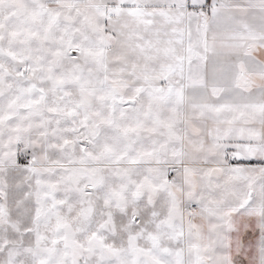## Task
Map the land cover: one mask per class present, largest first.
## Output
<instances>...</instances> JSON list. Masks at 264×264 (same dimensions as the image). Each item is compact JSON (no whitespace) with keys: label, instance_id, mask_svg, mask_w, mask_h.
<instances>
[{"label":"snow or ice","instance_id":"1","mask_svg":"<svg viewBox=\"0 0 264 264\" xmlns=\"http://www.w3.org/2000/svg\"><path fill=\"white\" fill-rule=\"evenodd\" d=\"M0 264H264V0H0Z\"/></svg>","mask_w":264,"mask_h":264}]
</instances>
